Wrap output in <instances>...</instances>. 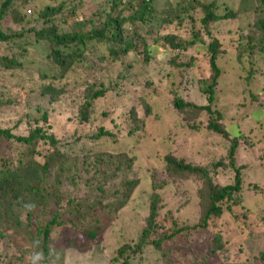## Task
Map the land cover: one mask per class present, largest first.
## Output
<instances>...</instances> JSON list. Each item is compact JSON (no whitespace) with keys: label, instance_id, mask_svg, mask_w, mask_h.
<instances>
[{"label":"rangeland","instance_id":"1","mask_svg":"<svg viewBox=\"0 0 264 264\" xmlns=\"http://www.w3.org/2000/svg\"><path fill=\"white\" fill-rule=\"evenodd\" d=\"M20 2L26 3V7L21 11L32 17L36 16L35 10H43L50 1ZM203 2L217 3V11L221 14L225 12V6L237 14L235 20L210 25L213 36L221 41L225 52L217 61L221 74L215 88V101L210 106L221 113L224 126L231 137L240 135L235 162L237 166H245L242 171L245 187L253 183L264 185V58L256 59L255 64L251 65L246 48L237 41L239 39L245 44L244 36L249 26L255 23L253 0ZM74 3L77 4L78 14L85 17L101 13V9L111 13L109 0H73L70 6ZM128 3L137 5L138 0H123L119 6V10L125 8L123 15L130 12L126 9ZM180 3V0H156V10L151 15L153 21L142 24L147 46H153L148 63L144 61L148 56L147 52L140 48L98 74L87 72L83 76H71L60 83L54 82V88L64 86L66 92L47 97L40 96L38 92V84L41 81L37 74L33 73L32 80L29 74H2L10 81L9 85L30 86L34 95L27 96L28 100L24 99L18 106L0 108V128L11 129L13 133L19 134L22 130L15 129L18 121L22 122L25 128L32 127L33 122L37 120L44 131H54L61 139H75L79 136L87 137L103 127L117 134V138L115 142L99 141V152H124L135 157L133 172L140 179L139 186L105 232L96 239L87 241L79 230L69 226L53 231L50 249H55L57 253L63 251V255L59 254L57 264H120V261H115L116 251L125 244L133 245L137 241L147 216L152 189L150 177L152 174H160V178H163L164 155L171 153L177 158L203 167L218 159L227 162L228 142L206 128L210 119L208 114L202 112L189 120L190 115L187 113L180 114L172 109L174 88L178 89L177 93L179 92L187 102L196 106L207 105L206 97L200 90L201 84L205 81L208 83L211 76L207 51L203 49L202 44L187 48L177 57L179 52L170 48L162 39L165 34H173L182 40L190 39L196 33L205 35L199 21L201 15L196 11H191L182 23L176 20H173L172 24L159 23L160 18L166 17V14H162L158 19L160 10H166L168 4L176 10ZM136 5H133L134 9ZM28 10H31V14H28ZM6 27L9 29L8 23ZM29 54L30 64L34 68L47 67L48 63L49 67L51 66L49 61L47 63L44 53L38 58V54ZM49 82L47 79L44 85ZM114 82L115 91L101 102L95 103L89 125L87 128L80 127L73 119H76L79 104L85 102V88L92 83L114 86ZM145 104L150 108L147 117ZM28 106L31 107L32 113L27 109ZM131 109L137 112V118L142 121L143 127L139 129L138 126L139 131L129 136V131L134 129L127 116ZM44 113L47 114L46 122L42 119ZM37 159L43 164L42 157ZM47 180L52 181L50 175ZM231 180L232 174L229 170L219 171L215 177V181L220 185L229 184ZM66 185L67 183H64L63 187ZM172 185L160 192L164 203L162 215L158 218L160 232H171L169 217L176 220L179 226L191 227L201 224L202 205L199 191L203 188V181L180 180ZM64 192L66 198L70 195L84 197L87 193L82 185L75 188L68 185ZM260 196L262 195H251L245 191V201L242 205H246L250 210L247 218H240L238 209H234L233 214L225 212L222 217L209 221L207 227L193 231L191 239L187 238L189 241L185 245L163 243L159 249L149 246L141 255L132 257V264H262L259 255L264 251V210L259 206L264 204V200ZM65 202L61 204L63 208ZM56 211L52 204L38 212L35 217L37 227L49 221ZM4 227L5 224L2 223L0 264H11L17 259V249L24 244L22 236L14 234L11 238L13 233L5 232ZM218 235L221 242L215 245L221 248L213 252V238L215 241ZM20 260L22 263L19 264H26L28 261L25 257Z\"/></svg>","mask_w":264,"mask_h":264},{"label":"trees","instance_id":"2","mask_svg":"<svg viewBox=\"0 0 264 264\" xmlns=\"http://www.w3.org/2000/svg\"><path fill=\"white\" fill-rule=\"evenodd\" d=\"M20 1L0 0V108L18 106L27 96L34 95L30 86L9 85L10 81L2 75L5 72L12 76L29 74L30 80L33 73L37 74L41 81L38 92L40 96L47 97L66 92L64 86L54 88V82L60 83L71 76H83L87 72L98 74L140 48L147 52L148 56L144 61L149 62L148 57L151 56L153 46H147L141 26L153 21L151 15L156 10V0H138L137 5L128 3L126 9L130 12L126 15H123L125 8L119 10L123 0H109L111 13H106L101 7V13H93L90 17L79 15L77 4L70 6L73 0H49L43 10H35L36 16L30 17L21 11L26 3ZM180 1L178 9L175 10L168 4L166 10L158 12V19L166 14L164 19L160 18L159 23L172 24L173 20L182 23L191 11H196L201 15L199 21L205 35L196 33L192 38L182 40L173 34H165L162 39L170 48L179 52L177 57L187 48L202 44L207 51L211 76L208 83L205 81L201 84L200 90L206 97L207 105L196 106L187 102L177 93L178 89L174 88L172 109L180 114L187 113L190 115L189 120L202 112L208 114L210 119L206 128L228 142L227 162L218 159L203 167L177 158L171 153L164 155L163 178H160V174H152L150 177L151 195L140 235L133 245L125 244L116 251L115 261H120V264H132V257L141 255L149 246L159 249L163 243L185 245L191 239L193 231L207 227L209 221L222 217L225 212L233 214L234 209H238L240 218H247L250 210L242 205L245 191L251 195H262L260 197L264 200V185L253 183L245 187L242 173L245 166L236 165L235 154L240 135L231 137L224 126L221 113L210 106L215 101V88L221 74L217 61L225 54L221 41L213 36L210 25L235 20L237 14L227 6L221 14L217 11L215 2ZM133 5H136V9ZM252 5L256 11L255 23L249 26L244 36L245 44L237 40L239 45L246 48L251 65L255 64L256 59L264 58V0H253ZM28 14H31V10H28ZM7 23L9 29L6 27ZM205 43L207 44L203 45ZM31 52L36 56L38 54L37 58L44 53L51 66L49 67V63L44 68L31 66ZM47 79L50 82L44 85ZM115 86L116 82L114 86L92 83L85 88V102L79 104L76 119L73 120L80 127L87 128L95 103L111 95ZM27 109L32 113L31 107L28 106ZM136 113L131 109L127 115L128 121L134 126L129 131V136L139 131L138 126L139 129L143 127ZM149 113L150 108L145 104V117ZM42 117L46 122L47 114L44 113ZM15 129L22 130V133L15 134L11 129L0 128V225L4 223V231L13 233L11 238L14 234L22 236L24 244L17 249V259L11 264L22 263L20 259L28 258L32 251L42 250L46 257L53 251L56 252L55 249H50L51 235L55 229L63 226L79 230L87 241L94 240L105 232L111 221L126 207L140 183V179L133 172L134 156L124 152L112 154L97 150L99 141L115 142L117 134L100 127L87 137L61 139L54 131H44L37 120L32 127L25 128L18 121ZM37 157H42L43 164L39 163ZM226 170L231 172L232 180L229 184L220 185L215 177L219 171ZM49 175L51 182L47 180ZM191 179L203 181V188L199 191L202 205L201 224L179 226L176 220L169 217L171 232H160L158 218L164 209L160 192L173 186L172 183ZM64 183H67L65 187ZM68 185L71 188L82 185L87 193L84 197L70 195L66 198L64 191ZM63 201L64 208L61 206ZM26 204L34 207L26 208ZM52 204L57 211L43 226L37 227L35 217L38 212ZM259 208L264 210V204ZM234 217L239 219L238 216ZM262 220L264 221V217ZM151 238L153 240L150 241ZM37 239L40 240L38 249L33 247V242ZM13 241L14 239L11 240ZM220 242L219 235L215 241L213 238V252L221 248L215 245ZM59 254L63 255V251L60 250ZM259 260L264 264V251L260 253ZM47 262L46 260L45 264Z\"/></svg>","mask_w":264,"mask_h":264},{"label":"clouds","instance_id":"3","mask_svg":"<svg viewBox=\"0 0 264 264\" xmlns=\"http://www.w3.org/2000/svg\"><path fill=\"white\" fill-rule=\"evenodd\" d=\"M26 208H32L34 205L26 204ZM40 240L37 239L33 242L34 248H39ZM54 257V258H52ZM28 264H45V261H48V264H57V261L59 259V253L53 251L49 257H46L42 250H36L32 251L28 255Z\"/></svg>","mask_w":264,"mask_h":264},{"label":"built area","instance_id":"4","mask_svg":"<svg viewBox=\"0 0 264 264\" xmlns=\"http://www.w3.org/2000/svg\"><path fill=\"white\" fill-rule=\"evenodd\" d=\"M262 104L264 105V100H263Z\"/></svg>","mask_w":264,"mask_h":264}]
</instances>
